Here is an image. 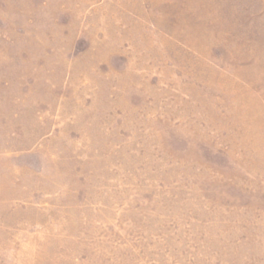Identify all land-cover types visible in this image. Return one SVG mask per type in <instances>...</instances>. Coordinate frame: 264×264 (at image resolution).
<instances>
[{
	"label": "rangeland",
	"instance_id": "1",
	"mask_svg": "<svg viewBox=\"0 0 264 264\" xmlns=\"http://www.w3.org/2000/svg\"><path fill=\"white\" fill-rule=\"evenodd\" d=\"M0 264H264V0H0Z\"/></svg>",
	"mask_w": 264,
	"mask_h": 264
}]
</instances>
